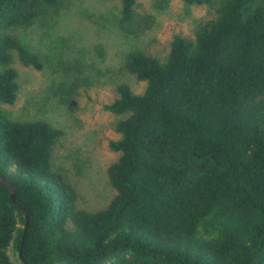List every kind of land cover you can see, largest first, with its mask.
<instances>
[{
  "label": "trees",
  "instance_id": "obj_1",
  "mask_svg": "<svg viewBox=\"0 0 264 264\" xmlns=\"http://www.w3.org/2000/svg\"><path fill=\"white\" fill-rule=\"evenodd\" d=\"M171 0H155L158 9ZM212 16L175 33L160 59L140 50L124 67L146 82L127 84L104 108L119 153L107 168L114 196L90 211L53 168L61 130L14 120L0 107V264H264V0H182ZM63 0H0V103L17 96L19 61H42L12 33ZM120 0L118 29L139 34L154 22ZM28 223L26 229V217Z\"/></svg>",
  "mask_w": 264,
  "mask_h": 264
},
{
  "label": "rangeland",
  "instance_id": "obj_2",
  "mask_svg": "<svg viewBox=\"0 0 264 264\" xmlns=\"http://www.w3.org/2000/svg\"><path fill=\"white\" fill-rule=\"evenodd\" d=\"M154 2L137 0L136 9L154 18L139 34L118 29L120 0H63L31 27L12 31L40 56L42 66H26L13 52L17 96L0 107L11 119H41L61 130L52 165L76 189L78 208L101 209L115 194L107 168L119 153L108 141L120 136L115 123L124 115L104 105L117 96L119 84L137 94L146 85L124 67L126 53L140 50L162 59L175 33L191 34L195 20L212 16L203 5L171 0L158 9ZM9 254L17 260V252Z\"/></svg>",
  "mask_w": 264,
  "mask_h": 264
},
{
  "label": "water",
  "instance_id": "obj_3",
  "mask_svg": "<svg viewBox=\"0 0 264 264\" xmlns=\"http://www.w3.org/2000/svg\"><path fill=\"white\" fill-rule=\"evenodd\" d=\"M0 183L1 185L5 186L6 188L9 189V192H10V198L11 200L15 203V190H16V185L13 184L10 180H8L7 178L5 177H2L0 176ZM23 212L25 214V217H26V223L24 225V229H26L27 227V223H28V217H27V214L25 212V210L23 209ZM17 256L19 257V260L21 261V264H27L25 262V260L21 257V253L20 251L17 252Z\"/></svg>",
  "mask_w": 264,
  "mask_h": 264
}]
</instances>
